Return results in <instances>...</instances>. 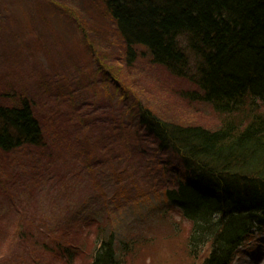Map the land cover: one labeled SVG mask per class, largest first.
<instances>
[{
    "label": "rangeland",
    "instance_id": "obj_1",
    "mask_svg": "<svg viewBox=\"0 0 264 264\" xmlns=\"http://www.w3.org/2000/svg\"><path fill=\"white\" fill-rule=\"evenodd\" d=\"M100 9L93 0H0V102L28 98L44 132L40 147L0 150V264H90L103 233H115L123 264L202 261L187 254L190 222L165 195L183 167L145 152L156 143L127 112L141 104L208 129L223 117L213 103L187 99L195 84L146 49L127 62ZM233 264H264V232Z\"/></svg>",
    "mask_w": 264,
    "mask_h": 264
},
{
    "label": "trees",
    "instance_id": "obj_2",
    "mask_svg": "<svg viewBox=\"0 0 264 264\" xmlns=\"http://www.w3.org/2000/svg\"><path fill=\"white\" fill-rule=\"evenodd\" d=\"M93 1L115 22L127 62L146 49L153 63L197 85L187 99L213 103L223 117L220 128L208 129L165 120L141 104L127 112L156 143L151 151L139 146L184 169L165 195L190 222L187 254L202 256L200 264H232L264 231V0ZM43 144L32 101L0 102V150ZM135 147L124 146L130 154ZM104 235L90 264H123L115 233Z\"/></svg>",
    "mask_w": 264,
    "mask_h": 264
},
{
    "label": "bare ground",
    "instance_id": "obj_3",
    "mask_svg": "<svg viewBox=\"0 0 264 264\" xmlns=\"http://www.w3.org/2000/svg\"><path fill=\"white\" fill-rule=\"evenodd\" d=\"M197 87V85H195ZM195 101V100H194Z\"/></svg>",
    "mask_w": 264,
    "mask_h": 264
}]
</instances>
